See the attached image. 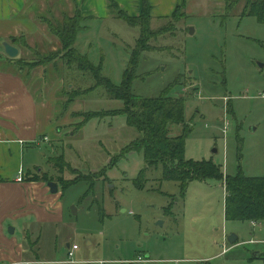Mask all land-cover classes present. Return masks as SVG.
<instances>
[{"label":"rangeland","instance_id":"1","mask_svg":"<svg viewBox=\"0 0 264 264\" xmlns=\"http://www.w3.org/2000/svg\"><path fill=\"white\" fill-rule=\"evenodd\" d=\"M33 1L51 41L35 48L44 57H57L60 44L47 22L73 16L76 9L70 8L76 0ZM175 2L163 0L167 10L154 5L151 28L158 36L141 57L133 92L147 99L166 92L185 101L187 160L212 161L229 176L241 170L247 177H263L264 23L244 17L246 0H186L167 19L157 18L167 15ZM228 6H233L229 15ZM83 27L77 50L120 86L139 30L111 13L98 21L86 18ZM60 57L44 65V88L62 79L61 91L83 95L64 112L60 104L67 98H58L63 139L54 147L30 149L24 182L57 184L59 193L52 196L62 213L48 223L31 216L5 220L9 241L3 240V246H22L23 261L15 264H264V222L254 228L250 222L226 221L222 180L191 182L181 198L179 185L163 180L161 167L148 168L142 153L124 156L106 172V180L100 177L140 134L126 117L116 116L122 101L111 99L104 88L92 91L93 80L68 70ZM33 59L32 50L24 53L23 60ZM38 73L25 71L24 77L37 81ZM171 128L173 136L183 130ZM61 156L71 168L55 169L50 159ZM141 171L144 179H139ZM76 174L89 181L71 186ZM137 181L144 186L139 188ZM231 236L238 238L234 245L228 241ZM68 244L79 247L73 263L67 262ZM139 257L146 261L136 263ZM0 264L13 263L4 259Z\"/></svg>","mask_w":264,"mask_h":264},{"label":"trees","instance_id":"2","mask_svg":"<svg viewBox=\"0 0 264 264\" xmlns=\"http://www.w3.org/2000/svg\"><path fill=\"white\" fill-rule=\"evenodd\" d=\"M234 3L236 5V2ZM107 4L113 16L124 21L130 28L139 30V38L131 50V61L124 73V79L120 86L114 85L108 78L102 75L101 65H94L88 56L77 50L75 44L79 33L85 28L83 24L86 19L78 8L73 16L64 15L61 19L55 18V23L47 22L50 34L60 44L61 49L56 56H61L60 60L71 72L77 71L84 77L92 79L94 82L92 91L104 88L111 99L122 101L124 107L115 112L116 116L126 117L127 125L136 129L140 134V137L125 149L121 159L117 161L110 160L107 168L99 173L100 177H104V180H106V172L116 167L124 156L142 153L148 168L161 167L163 180L179 185L181 198L185 196L191 182H207L211 179H219L223 181L226 194L224 206L226 221L263 223L264 176L247 177L241 170L234 176H229L225 175L220 166H217L212 161L187 160L185 156V141L190 128L186 123L185 101L182 98L171 97L166 92H163L157 98L148 99L138 97L133 92L134 81L138 79V68L141 57L143 53L150 51V42L158 36L157 31L151 28L153 19L151 0H142L141 12L138 16L129 15L114 0H107ZM185 4L186 1H183L176 9L184 7ZM232 7H226L227 14L232 11L230 10ZM243 13L244 17H255L260 23H264V0H246ZM35 56L36 59L29 62L23 60V58L17 59L18 61L16 60L18 69L22 75H24L25 71L32 72L36 67L44 66L53 58L57 59V57H44L39 52ZM63 91H61L58 98L64 96L67 98L66 104H60V110L64 112L83 93L79 95L78 92H81L79 90H73L69 93H64ZM112 116L116 117L115 115ZM56 119H59L58 115ZM173 126H182L183 130L179 136L172 135L171 127ZM64 159V156H61L50 159V162L57 170L71 168L70 164L66 163ZM139 177V179H144V171H141ZM93 179L97 181L99 177H93ZM44 181L47 182L48 180ZM86 181L89 180L76 174V179H74L71 186H77L81 182ZM137 185L139 188L144 186L141 181H137ZM62 188L68 189L69 186H64L63 184ZM91 192L92 190L88 191L89 194ZM83 199L84 197L79 200V203H82Z\"/></svg>","mask_w":264,"mask_h":264},{"label":"crops","instance_id":"3","mask_svg":"<svg viewBox=\"0 0 264 264\" xmlns=\"http://www.w3.org/2000/svg\"><path fill=\"white\" fill-rule=\"evenodd\" d=\"M114 1L131 16H138L141 12L142 0ZM173 1L176 2L171 5L169 13L157 18H168L186 0ZM76 3L71 5V12L80 8L87 19L98 21L110 16L107 0H76ZM151 3L153 16L155 4L158 9H168L163 0H151ZM38 8L39 4L33 0H0V252L4 254L0 262L5 259L13 264L23 261V251H20L21 245L9 247L8 250L3 246V240L9 241L4 232L5 220L31 216L37 223H48L55 221L62 213L61 204L53 198L48 183L24 182L30 171L26 169L30 149H41L45 144L52 147L63 139V122L56 119V114L64 81L57 79L50 88L45 89L41 79H44L46 67H36L34 71L39 72V77L31 82L21 74L18 63L15 64L25 52L32 50L35 54L40 53L35 48L40 45L37 43H51L45 24L40 22L42 19L37 13ZM4 43L16 47L19 56L9 58L5 54ZM64 119L68 121L69 117ZM29 166L33 165L29 163ZM20 172H23L22 182L17 181Z\"/></svg>","mask_w":264,"mask_h":264},{"label":"water","instance_id":"4","mask_svg":"<svg viewBox=\"0 0 264 264\" xmlns=\"http://www.w3.org/2000/svg\"><path fill=\"white\" fill-rule=\"evenodd\" d=\"M3 48H4V51H5V54L9 58L15 59V58H17L19 56V50L16 47H14L13 45H11L10 43H4L3 44ZM48 187H49L50 192L52 194H56L59 191L58 190V186L55 183H52V182L48 183ZM73 210L75 212L74 214H76L77 210H76L75 207H73ZM14 232H15V230L13 228L9 229V234L13 235ZM237 240H238V238L236 236H231L228 241H229L230 244L234 245L237 242ZM67 247L69 248L70 245L68 244Z\"/></svg>","mask_w":264,"mask_h":264},{"label":"built area","instance_id":"5","mask_svg":"<svg viewBox=\"0 0 264 264\" xmlns=\"http://www.w3.org/2000/svg\"><path fill=\"white\" fill-rule=\"evenodd\" d=\"M18 182H22L23 181V172H20L17 178ZM253 227L257 226V223H253L252 224ZM79 250L78 245H72L69 248V252H68V263H73V258H74V254L76 253V251ZM146 260L142 257H139V259L136 261V263H144Z\"/></svg>","mask_w":264,"mask_h":264}]
</instances>
